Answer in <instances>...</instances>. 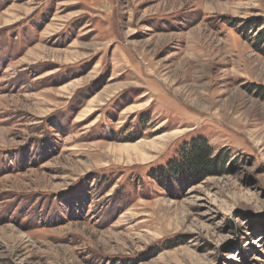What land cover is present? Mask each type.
Listing matches in <instances>:
<instances>
[{
	"label": "rangeland",
	"instance_id": "1",
	"mask_svg": "<svg viewBox=\"0 0 264 264\" xmlns=\"http://www.w3.org/2000/svg\"><path fill=\"white\" fill-rule=\"evenodd\" d=\"M0 264H264V0H0Z\"/></svg>",
	"mask_w": 264,
	"mask_h": 264
},
{
	"label": "trees",
	"instance_id": "2",
	"mask_svg": "<svg viewBox=\"0 0 264 264\" xmlns=\"http://www.w3.org/2000/svg\"><path fill=\"white\" fill-rule=\"evenodd\" d=\"M210 150L208 147L204 144H199V142L193 143V147L191 151L188 153L189 158L187 159V162L189 163L190 167L197 166V167H207L210 165L211 162L208 160ZM171 167H169V173L174 174L177 176L179 174V171L185 168V166H180V164H171ZM189 167V168H190ZM212 168V167H211ZM167 173V172H166Z\"/></svg>",
	"mask_w": 264,
	"mask_h": 264
}]
</instances>
